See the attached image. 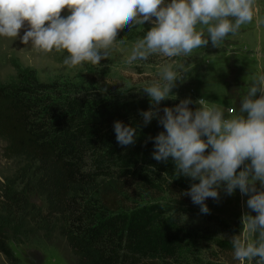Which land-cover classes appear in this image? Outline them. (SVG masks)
Wrapping results in <instances>:
<instances>
[{
	"label": "clouds",
	"instance_id": "9594fccd",
	"mask_svg": "<svg viewBox=\"0 0 264 264\" xmlns=\"http://www.w3.org/2000/svg\"><path fill=\"white\" fill-rule=\"evenodd\" d=\"M255 5L256 0H0V37L19 38L37 52H67L63 64L76 68L109 59L121 30L148 22L151 27L136 40L126 63L153 56L172 61L191 57L209 41L219 48L227 36L252 23ZM65 9L70 14L62 16ZM184 73L183 64L164 63L159 78L140 89L151 101L139 113L143 124L155 118L163 128L148 138L154 142L152 158L165 163L171 159L175 178L193 181L182 195L202 214L210 213L205 201H219L221 190L232 195L239 189L246 195L249 211L241 217L242 231L231 237L233 259L264 264V73L227 114L203 98L193 110L190 97L161 110L162 101L176 98L173 88ZM113 128L121 146L136 142L139 125L117 120Z\"/></svg>",
	"mask_w": 264,
	"mask_h": 264
},
{
	"label": "rangeland",
	"instance_id": "374dc122",
	"mask_svg": "<svg viewBox=\"0 0 264 264\" xmlns=\"http://www.w3.org/2000/svg\"><path fill=\"white\" fill-rule=\"evenodd\" d=\"M136 40L118 39L116 50L99 65L85 63L69 68L63 64L67 52H37L19 38L0 37V84L35 76L43 83L89 91L97 99L149 98L140 89L158 79L161 65L170 62L187 69L185 78L173 88L176 99L190 97L193 103L189 107L195 110L199 107L195 101L203 98L227 114L229 109L238 108L249 83L264 73V0H256L252 23L225 38L219 48L209 41L207 47L194 50L188 58L167 61L153 56L129 65L127 56ZM232 56L248 71L234 88L229 84ZM7 147V138L0 135V234L11 252L8 257L0 251V264H88L82 254L71 249L64 226L68 216L64 200L81 197L112 202L119 209H129L134 198L141 200L140 204L161 202L167 211L183 217L189 236L179 259H147L143 264H239L233 259L231 237L241 233V217L249 211L248 197L239 189L232 195L221 190L219 201L207 199L210 213L202 214L190 197L182 195L193 181L175 178L171 159L164 169L143 170L151 185L145 186L147 194L140 190L141 196L136 194L135 178L101 177L90 186L60 184L57 167L50 160L35 159L23 152L12 154Z\"/></svg>",
	"mask_w": 264,
	"mask_h": 264
},
{
	"label": "trees",
	"instance_id": "16d2710c",
	"mask_svg": "<svg viewBox=\"0 0 264 264\" xmlns=\"http://www.w3.org/2000/svg\"><path fill=\"white\" fill-rule=\"evenodd\" d=\"M68 14L67 9L61 13ZM150 27L148 22L131 30L125 27L117 39L142 38ZM236 62L232 56L231 88L248 73ZM179 102L166 99L159 107L162 110ZM150 105V98L97 99L89 91L43 83L34 76L0 84V135L7 138V150L12 154L23 152L35 159L50 160L57 167L60 184L90 186L101 177L135 178L136 194L142 196L140 190L147 194L145 186L151 182L143 170L157 171L167 164L152 158L154 142L148 139L163 131L162 126L154 119L145 126L139 115ZM117 120L139 125L134 144L117 143L113 128ZM132 201L129 209H119L99 198L65 199L68 216L64 226L71 249L82 254L88 264L178 260L189 236L183 217L167 211L161 202ZM5 243L0 234V251L9 257L11 252Z\"/></svg>",
	"mask_w": 264,
	"mask_h": 264
}]
</instances>
